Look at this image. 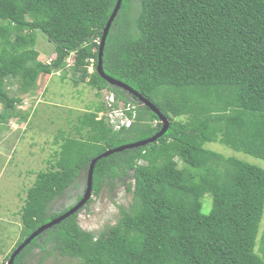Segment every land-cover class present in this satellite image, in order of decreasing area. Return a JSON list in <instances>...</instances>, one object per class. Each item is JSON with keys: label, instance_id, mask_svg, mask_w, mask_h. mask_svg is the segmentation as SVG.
<instances>
[{"label": "trees", "instance_id": "obj_1", "mask_svg": "<svg viewBox=\"0 0 264 264\" xmlns=\"http://www.w3.org/2000/svg\"><path fill=\"white\" fill-rule=\"evenodd\" d=\"M117 1L0 0V135L3 122L27 116L18 105L40 76L69 65L82 73L75 84L85 82L99 98L114 91L138 108L133 125L115 131L99 118L103 101L93 103L78 116L76 134L57 140L55 162L27 190L21 236L7 261L30 234L82 198L53 210L95 157L163 127L151 108L97 70ZM39 30L55 45L50 62L39 60ZM103 67L150 99L169 128L155 142L97 161L94 194L106 183L133 180L132 202L120 207L116 224L90 231L75 212L35 237L14 264H26L36 248L67 257L64 264H264V166L208 147L220 142L264 161V0H123Z\"/></svg>", "mask_w": 264, "mask_h": 264}, {"label": "rangeland", "instance_id": "obj_2", "mask_svg": "<svg viewBox=\"0 0 264 264\" xmlns=\"http://www.w3.org/2000/svg\"><path fill=\"white\" fill-rule=\"evenodd\" d=\"M35 48L41 52L39 60L50 62L55 57V45L44 32L38 31ZM73 60L69 58V62ZM65 76V79H63ZM81 72H75L70 66L58 69L50 75H41L33 89L18 106L27 112L25 118L11 117L1 124L0 135V263L7 264L6 257L21 236L23 222L21 209L27 197V190L36 179L38 171L46 170L55 162L59 149L57 140L75 135V123L78 116L86 112L93 103L102 100L96 90L85 82L75 84ZM10 95L18 92L16 81L7 80ZM4 104L0 102V113ZM208 147L226 155H235L251 163L264 166V161L241 151H236L220 142H212ZM182 166V165H180ZM87 173L70 188L65 197L52 203L53 210L59 211L69 204L77 202V197L85 191ZM133 180H115L106 183L100 194L92 195L90 202L78 211L80 225L90 231L99 232L117 223L120 207H129L133 195L127 185ZM204 211L213 205L211 195L206 197ZM210 201V203H209ZM264 229V219L262 221ZM258 249V247H257ZM40 248L26 258V264H64L68 259L56 253Z\"/></svg>", "mask_w": 264, "mask_h": 264}, {"label": "water", "instance_id": "obj_3", "mask_svg": "<svg viewBox=\"0 0 264 264\" xmlns=\"http://www.w3.org/2000/svg\"><path fill=\"white\" fill-rule=\"evenodd\" d=\"M123 0H118L117 4L115 6V9L113 10L110 19L108 20L105 28H104V33L103 36L100 40V50H99V60H98V64H97V70L99 72V74L102 76V78H104L105 80H107L109 82L110 85L112 86H117L120 88H123L124 90H126L130 95H134L137 97V99L144 105L148 106L149 108H151L158 116L159 118L162 120V124L163 127L162 129L156 133L155 135L144 139V140H140V141H136V142H132V143H128V144H124L121 146H117L115 148L112 149H108L107 151H105L104 153H102L101 155L95 157L91 164H90V168L87 171V181H86V188L85 191L83 193L82 198L69 210H67L66 212H64L62 215L52 219L51 221H49L48 223H45L43 225H41L37 230H35L32 234H30L11 254L9 260L7 261V264H14V261L17 257V255H19L21 253V251L29 244L31 243V241L37 237L39 234H41L44 230L54 226L57 223H60L62 220H64L65 218H67L68 216L72 215L75 212H78L85 204L88 203V201L91 199L92 195H93V188H94V169H95V165L97 163V161L99 159H101L102 157H108L116 152H120L123 151L125 149L128 148H135V147H140V146H144L148 143H152L157 141L160 137H162L168 130L169 125H170V121L167 117H165L163 115V113L160 111V109H158V107L148 98H146L145 96H143L142 94H140L138 91H136L133 87L129 86L128 84L124 83L123 81L116 79L110 75H108L103 67V55H104V50H105V45H106V39L109 35L110 29L113 25V21L115 20L119 9L121 7Z\"/></svg>", "mask_w": 264, "mask_h": 264}, {"label": "built area", "instance_id": "obj_4", "mask_svg": "<svg viewBox=\"0 0 264 264\" xmlns=\"http://www.w3.org/2000/svg\"><path fill=\"white\" fill-rule=\"evenodd\" d=\"M106 103L108 109L101 115L105 114L108 122L115 130H120L124 126H131L138 115L134 104L119 102L113 93L106 95Z\"/></svg>", "mask_w": 264, "mask_h": 264}, {"label": "clouds", "instance_id": "obj_5", "mask_svg": "<svg viewBox=\"0 0 264 264\" xmlns=\"http://www.w3.org/2000/svg\"><path fill=\"white\" fill-rule=\"evenodd\" d=\"M69 60V59H68ZM90 66H89V71H94V64H95V59H93V58H91L90 60ZM69 62V61H68ZM71 63V62H70ZM70 66V65H69ZM111 93H113L115 96H116V98H117V100L120 102H125V103H132V104H134L135 105V107H136V109H137V112H138V108H137V104L136 103H134V102H132V101H125V100H123V99H121V98H118L117 97V95H116V93L114 92V91H111V90H108V89H106V90H103V92H102V95H103V98H102V100L101 101H103V103H104V106H105V108L102 110V111H100L99 112V118H104L105 119V121L109 124V126L110 127H112L111 125H110V123L108 122V120H107V117L105 116V114H103V115H101L102 113H105L106 112V110L108 109L107 108V103H106V95H108V94H111ZM101 95V96H102ZM130 115H131V113H130ZM136 119H137V117H136ZM136 119L134 120V122L136 121ZM133 122V123H134ZM133 123H132V125H133ZM161 123H162V120H161ZM131 125V126H132ZM131 126H129V127H127V126H124V127H126V128H130ZM123 127V128H124ZM113 128V127H112ZM122 128V129H123ZM114 129V128H113ZM122 129H120V130H122ZM115 130V129H114ZM120 130H115V131H120ZM87 173V172H86ZM87 181V180H86ZM86 187V186H85ZM83 195V194H82Z\"/></svg>", "mask_w": 264, "mask_h": 264}, {"label": "flooded vegetation", "instance_id": "obj_6", "mask_svg": "<svg viewBox=\"0 0 264 264\" xmlns=\"http://www.w3.org/2000/svg\"><path fill=\"white\" fill-rule=\"evenodd\" d=\"M79 196V195H78ZM78 198V197H77ZM78 200V199H77Z\"/></svg>", "mask_w": 264, "mask_h": 264}]
</instances>
